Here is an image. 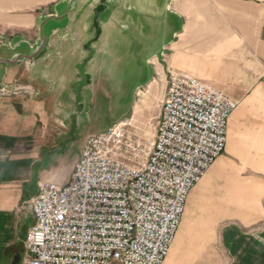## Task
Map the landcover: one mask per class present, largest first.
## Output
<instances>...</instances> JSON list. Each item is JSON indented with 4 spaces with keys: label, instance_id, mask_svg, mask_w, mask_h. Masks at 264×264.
<instances>
[{
    "label": "crops",
    "instance_id": "1",
    "mask_svg": "<svg viewBox=\"0 0 264 264\" xmlns=\"http://www.w3.org/2000/svg\"><path fill=\"white\" fill-rule=\"evenodd\" d=\"M59 2L0 0V21L29 30ZM164 11L168 31L154 49L149 45L150 70L158 59L238 102L225 150L191 189L164 264H264V0H166ZM5 39L36 41L0 32V45ZM66 53L64 48L54 60L8 66L4 73L5 85L37 92L0 89V264L26 263L38 183L59 171L50 166L54 118L71 109L66 92L72 57ZM44 72L58 86V99L48 92Z\"/></svg>",
    "mask_w": 264,
    "mask_h": 264
},
{
    "label": "built area",
    "instance_id": "2",
    "mask_svg": "<svg viewBox=\"0 0 264 264\" xmlns=\"http://www.w3.org/2000/svg\"><path fill=\"white\" fill-rule=\"evenodd\" d=\"M237 105L170 70L153 140L131 137L119 121L86 137L66 182L39 181L25 264H164L191 189L225 150Z\"/></svg>",
    "mask_w": 264,
    "mask_h": 264
},
{
    "label": "water",
    "instance_id": "3",
    "mask_svg": "<svg viewBox=\"0 0 264 264\" xmlns=\"http://www.w3.org/2000/svg\"><path fill=\"white\" fill-rule=\"evenodd\" d=\"M166 0H61L55 6V12L43 16L38 22V36L31 44L19 39L0 45V89H7L3 83L8 66L22 62L33 65L37 61L54 60L66 49L70 62L71 79L66 96L79 101L74 103L75 112H69L72 122L68 137L61 142L65 146L75 137V130L85 112V100L94 83L95 65L99 57L110 60L118 68H128L130 74L137 75L134 88L148 81L150 67L146 55L155 48L156 43L166 34L163 26ZM106 34H115L111 39L120 43L112 46ZM103 39V40H102ZM99 58V60L97 59ZM46 82L54 80L45 74ZM73 94V95H72ZM84 102H83V101ZM71 106V102H69ZM71 108V107H70ZM78 117V118H77ZM57 152V150H55Z\"/></svg>",
    "mask_w": 264,
    "mask_h": 264
},
{
    "label": "rangeland",
    "instance_id": "4",
    "mask_svg": "<svg viewBox=\"0 0 264 264\" xmlns=\"http://www.w3.org/2000/svg\"><path fill=\"white\" fill-rule=\"evenodd\" d=\"M16 25L17 22L0 21L1 34L13 33L15 35L19 33L30 40L37 39L38 27L35 26L27 30L16 27ZM154 63L155 69L151 68L150 70L152 77L144 84L134 88L135 82L138 81L137 75H131L128 68H118L110 60L100 59L97 64L94 83L90 86L91 92L85 100V112L77 124L75 137L68 141L64 153L58 151L62 148L61 142L68 137L72 122L68 114L66 116L57 115L54 118L55 148L57 152L54 165L50 168L59 171L56 172L57 175L52 178L53 180L66 182L81 154L86 137L92 133L105 131L114 123L126 122L127 131L131 137L146 141L155 138L170 70L173 68H166L164 64H160L158 59H155ZM89 70L91 72L95 71L92 68ZM46 83L48 92H53L51 94H55V98L58 99V86L55 82L54 84ZM26 88L37 92V90L25 84L8 86L5 90H22ZM70 102L71 109L69 112H75L74 103H79V101L75 100L73 96Z\"/></svg>",
    "mask_w": 264,
    "mask_h": 264
}]
</instances>
